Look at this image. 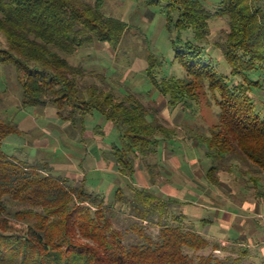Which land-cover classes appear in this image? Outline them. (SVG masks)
Wrapping results in <instances>:
<instances>
[{"label":"trees","instance_id":"obj_1","mask_svg":"<svg viewBox=\"0 0 264 264\" xmlns=\"http://www.w3.org/2000/svg\"><path fill=\"white\" fill-rule=\"evenodd\" d=\"M216 1L212 10L203 0H146L165 14L175 33V62L184 72L164 74L162 58L147 54L153 90L166 97L174 118L192 116L172 124L162 115L164 105L140 92L89 83L86 68L72 62L83 48L98 42L117 47L124 39L127 22L107 16L104 0H0V64L17 71L18 107L43 112L53 106L82 136L92 119L101 121L99 137L113 127L118 142L107 145L103 159L116 165L119 177L109 200L87 178L78 183L59 172L46 156L10 152L6 140L24 133L0 109V264H242L246 246L232 255L201 232L205 219H191L176 209L175 198L134 183L138 166L152 185L161 181L166 142L199 149L212 186L232 192L231 182L241 175L246 193L255 189L259 197L264 190V113L255 99L264 93L258 78L264 75V0ZM214 18L228 22L216 46L229 74L207 53ZM203 96L209 103H201ZM204 104L214 108L216 122L199 121Z\"/></svg>","mask_w":264,"mask_h":264},{"label":"rangeland","instance_id":"obj_2","mask_svg":"<svg viewBox=\"0 0 264 264\" xmlns=\"http://www.w3.org/2000/svg\"><path fill=\"white\" fill-rule=\"evenodd\" d=\"M78 1L94 4L97 0ZM203 1L210 9H215L217 4L216 0ZM102 10L107 16L118 17L127 22L128 28L124 39L117 47H114L109 42H98L95 45L83 48L71 58L72 62L75 64H82L86 68V78L89 80V83L94 82L100 85H106L107 83L106 87L108 89H112V86H115L116 89L119 88V90L123 92L130 90L143 93L146 96V101H152V103L159 105L167 103L165 96L159 94L155 88L153 90L154 86L146 76V68L148 66L147 54L150 52L159 55L164 61L162 68L164 74H177L182 76L184 73L179 64L175 62L174 50L172 47V36L175 33L171 32L166 26L165 14L158 8L147 5L146 0H104ZM227 30L228 22L226 19L214 18L211 22V44L207 47L208 56L215 61L217 69L225 74H229L230 66L225 58L222 57L220 50L216 46V41L225 37ZM190 32L191 31L185 32L184 36L187 37ZM101 74L105 75L108 82H101V77H99ZM258 78L264 80V75ZM0 89L6 91L0 95V109L5 112L6 116L14 119L18 123L23 120L24 117H38L43 125H39L38 129L35 128V130L29 133L34 136L38 134L37 137L41 140L39 142L37 141L38 144H48V146H46L48 147L47 149L35 153V147L29 144L30 136L28 137L25 134L12 135L6 140V146L10 152H14L16 148H21L22 152L25 151L30 154V158L46 156L52 160L55 167L58 165L56 169L59 171V168H61L60 165H62V167L65 166L64 164L69 161L70 157L73 161L77 160L80 162L83 159L84 162L89 163L94 161L93 156L98 155L99 158L103 157L104 149L109 143L118 142L117 131L113 127L106 128V135L100 137L96 135L95 127L97 124L101 123L98 119H92L88 122L89 129L85 131L83 136L81 135L82 137H79L78 141L75 143L69 142L68 134L70 132L73 134L74 131L71 125L68 124L69 130L64 120H59L51 114H49V117H46L45 109L41 112L39 109L33 107L26 109L19 108L22 87L19 82L17 71L13 67L11 68V65L4 66L0 64ZM150 90H152L151 96H147ZM201 99V103H209L210 101L209 98L207 100L204 96ZM255 99L258 102V107L262 108V112L264 113V93H256ZM164 113L172 124L179 123L184 118L192 119L191 114L188 112H181L176 119L169 108H167ZM198 118L199 121L203 123L206 122L207 124H212L217 120L214 108L205 106V104L199 112ZM62 124L64 125L62 126ZM46 128L49 132H46ZM60 128H62V130ZM74 133L81 132L75 131ZM51 138H53L52 141H50ZM63 139H66V141ZM176 149L182 151L183 154L188 157L191 156L189 154L190 149L188 150L185 144L178 143ZM75 166L76 168L72 169V171L74 170L72 173L76 182L80 183L83 179V174L79 165L77 166L76 164ZM62 173H65V171H62ZM109 177L112 178L111 183L114 182V185H116V181H119L118 175L115 176L114 173L103 172V170L100 171L98 168L92 169V172L87 175L88 185L90 188H97L100 190V187L104 188L102 183L109 180ZM239 177L241 181L231 182L233 185L232 193L237 202L242 200L246 201V198L256 195L254 194L255 189L250 193H246V178L241 175ZM121 182L124 183L123 178H121ZM114 188L111 190L108 189V191H100L106 194L109 200H114ZM227 190L230 189L227 187ZM259 191L262 192L264 190ZM123 218L124 215L120 214L119 219ZM155 231H157V229ZM14 233L17 232L7 234L13 235ZM223 244L229 247L230 251L228 252L232 255L240 256V246L242 245L236 244L233 241L224 242ZM233 247H235V251H232ZM216 252L221 256L226 255V252L222 254L219 250ZM242 264H249L246 262V258L243 260Z\"/></svg>","mask_w":264,"mask_h":264},{"label":"crops","instance_id":"obj_3","mask_svg":"<svg viewBox=\"0 0 264 264\" xmlns=\"http://www.w3.org/2000/svg\"><path fill=\"white\" fill-rule=\"evenodd\" d=\"M162 104L164 105L162 115H164V111L168 106L166 103ZM45 113L46 117L51 114L59 120L62 119L53 106L46 107ZM34 118L24 117L19 122V128L26 136H30L29 144L35 147V153H37L47 149L48 144H38L41 141L37 137L38 134L34 136L29 133L35 128L38 129L39 125H43L38 117ZM165 118L168 117L165 116ZM64 121L69 128L71 122L69 120ZM60 129L62 130V128ZM46 132H49L47 128ZM68 135V141L72 143L82 137L81 133L72 134L70 132ZM63 140L66 141V139ZM189 154L190 157L177 150L176 146L164 142L160 153V161L163 167L161 181L152 185L143 167L138 166L134 183L139 186L151 187L153 190L175 198L178 200L176 209L179 212L185 213L194 220H206L207 223L202 226L201 232L207 237L223 243L238 240L241 245L246 246V262L249 264H264V192H260L259 197L255 195L246 198V201L237 202L233 193L227 190L225 185L212 186L206 179V165L201 160L200 150L197 148L190 149ZM93 159L94 161L86 163L83 159L79 162L77 160L73 161L70 157L69 161L64 164L65 166L60 165L59 171H65V174L75 180L72 173L74 170L72 171V169H75L77 164L81 168L83 179L87 178L88 173L95 168L100 171L103 170V172L114 173L115 176L118 175L114 163L108 164L103 157L99 158L98 155L93 156ZM111 179L109 177V180L104 181L102 183L104 188L100 187V190L113 189L115 185L114 182L111 183Z\"/></svg>","mask_w":264,"mask_h":264}]
</instances>
